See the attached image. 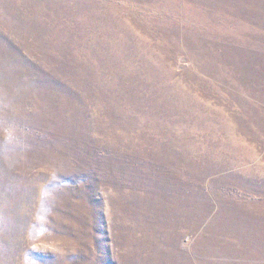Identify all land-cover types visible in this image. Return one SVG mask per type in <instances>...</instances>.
<instances>
[{"label": "rangeland", "instance_id": "374dc122", "mask_svg": "<svg viewBox=\"0 0 264 264\" xmlns=\"http://www.w3.org/2000/svg\"><path fill=\"white\" fill-rule=\"evenodd\" d=\"M0 264H264V0H0Z\"/></svg>", "mask_w": 264, "mask_h": 264}]
</instances>
